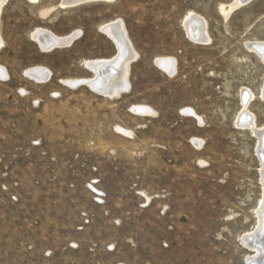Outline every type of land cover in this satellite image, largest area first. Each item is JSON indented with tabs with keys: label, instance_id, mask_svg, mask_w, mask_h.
<instances>
[{
	"label": "rangeland",
	"instance_id": "rangeland-1",
	"mask_svg": "<svg viewBox=\"0 0 264 264\" xmlns=\"http://www.w3.org/2000/svg\"><path fill=\"white\" fill-rule=\"evenodd\" d=\"M62 2L0 0V264H247L264 142L235 119L246 89L264 128V60L248 47L264 43V0ZM189 13L208 42L189 38ZM118 20L136 55L126 87L69 84L118 53L102 29ZM38 30L77 35L43 50Z\"/></svg>",
	"mask_w": 264,
	"mask_h": 264
},
{
	"label": "bare ground",
	"instance_id": "bare-ground-1",
	"mask_svg": "<svg viewBox=\"0 0 264 264\" xmlns=\"http://www.w3.org/2000/svg\"><path fill=\"white\" fill-rule=\"evenodd\" d=\"M4 1V0H3ZM35 1V0H30ZM90 0H63L62 4L64 5H72L79 2H85ZM92 1V0H91ZM110 1V0H104ZM248 0H238V3L246 2ZM3 4V3H1ZM237 5L234 3L230 6V9ZM1 6V5H0ZM229 10V9H228ZM232 10V9H231ZM226 11H224L225 14ZM184 26L186 28L187 34L189 38L198 43H206L209 41V36L206 30L205 22L192 13H189L184 19ZM107 34L110 35L116 41L118 46V53L109 59L104 60H93L86 62L87 67L93 72V77L88 79H79L75 82L68 81L69 84L74 85L80 82H86L92 89L101 92L108 96L115 95L119 90H123L126 87L125 73L128 62H130L133 58H135V52L130 47V43L126 38L125 31L121 23L118 21L113 22L102 28ZM77 35L74 33L68 37H57L52 34L38 30L33 33V38L39 43V45L43 48L53 47L55 44L64 43L67 40H71ZM108 35V36H109ZM70 42V41H69ZM1 44V39H0ZM252 51H256L261 55L264 60V43L261 42H251L248 45ZM159 65L167 71L168 73H172L174 70V60L172 58H164L158 61ZM26 74L34 79L39 81H44L49 77V72L46 68L41 66L33 67L26 71ZM5 70L0 67V77H5ZM32 78V79H33ZM247 94L246 97L250 99L252 94L246 90L242 89V100H243V108L237 114L235 119V124L242 128H248L254 135H258L261 137V141L264 142V128L256 127L254 116L249 113L246 109L245 97L244 94ZM264 98V84L261 88V98ZM244 98V99H243ZM248 99V100H249ZM247 100V101H248ZM139 112H149V109L146 107H138L136 108ZM190 112V111H189ZM264 127V126H263ZM264 149V145L262 147ZM260 155V154H259ZM264 164V163H263ZM263 167V166H262ZM264 182V175H263ZM260 202V201H259ZM257 211V210H256ZM260 220L257 229L249 234H246L244 237L251 239L255 242V245L252 248L255 250V254L251 257L246 258V262L250 260H255V262L260 263L259 261L264 262V197L260 202Z\"/></svg>",
	"mask_w": 264,
	"mask_h": 264
},
{
	"label": "water",
	"instance_id": "water-1",
	"mask_svg": "<svg viewBox=\"0 0 264 264\" xmlns=\"http://www.w3.org/2000/svg\"><path fill=\"white\" fill-rule=\"evenodd\" d=\"M69 41H71V40H67V41H65L64 43H62V44H59L60 46H64V45H67L68 43H69ZM58 46V44H55V46L54 47H57ZM53 47V48H54ZM41 48V47H40ZM41 49H43V50H48V49H50V47H47V48H41ZM52 49V48H51ZM84 83H86V82H84ZM87 84V83H86ZM246 95L247 94H244V96L243 97H245L246 98ZM244 243L248 246V247H250V248H252V246H254L255 245V242H253L251 239H249V238H246V237H244ZM249 263H247V264H264V262H263V260H262V262L261 261H259L260 263H257V262H255V260L253 259V260H250V261H248Z\"/></svg>",
	"mask_w": 264,
	"mask_h": 264
}]
</instances>
